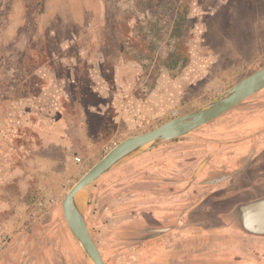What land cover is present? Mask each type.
<instances>
[{
  "label": "rangeland",
  "instance_id": "obj_1",
  "mask_svg": "<svg viewBox=\"0 0 264 264\" xmlns=\"http://www.w3.org/2000/svg\"><path fill=\"white\" fill-rule=\"evenodd\" d=\"M41 2H24L29 8L27 13L31 20L34 19L32 15ZM49 2L53 13L72 16L79 12V7L71 5L67 0ZM87 2L89 7H86V12L92 16L85 23L89 28L80 35L81 41L77 42L71 37L63 42L68 43L70 47L65 51L57 48L55 53L60 61L68 60L69 65L64 66L66 69L81 75L84 84L82 89H85L88 83L87 75L96 73L103 76L106 86L112 90V103L110 108L108 106L104 124L105 139L93 140L91 148L85 147L87 149L83 153L75 152L72 161L75 162L76 157H79L82 166H73L72 163L68 171L61 169L62 156L57 151L45 152V147L37 146L36 153L39 155L33 153V156L42 157L49 152L60 160L56 162L55 171L51 172L46 169L47 163L38 162L31 165L30 157L25 158L27 162L22 161L18 140L20 131L24 133L28 128L22 127L17 120L23 115L27 125L30 122L37 124L38 117L36 119V114L31 113L33 105L57 107L61 88L49 89V93L43 97L39 92L34 93L33 99H17L16 102H23V106L14 101L3 105L5 109H0V253L10 248L7 264H14L16 253L23 256L24 263L34 258V264H90L68 230L62 214V199L71 186L122 140L148 132L166 121L199 109L264 66V35H246L245 32L250 26H247L248 29H242L238 17L228 19L224 15L264 13V0ZM1 3L2 0L0 5ZM252 20L249 19L247 24H251ZM178 26L179 32L182 33L181 38H177L174 33ZM30 27L27 28L29 31L32 29ZM26 40H23L25 47ZM252 40L259 42L253 43ZM35 43L40 46L41 39L37 37ZM48 45L46 47H49ZM172 53H178L179 61L186 60L183 69L178 66L168 68L173 61L172 57L170 58ZM12 56L10 54L9 57ZM75 56L81 61L77 63ZM11 68L13 71L8 68L10 76H7V79L14 80L16 68L13 65ZM55 68L58 74L65 73L58 66ZM44 72L48 74L49 71H37L38 74ZM120 74H125L123 79L118 78ZM8 83L10 88L14 86L13 81ZM69 85L71 88L75 87L74 82ZM65 89L69 90V87L66 85ZM255 97L259 96H251L212 123H222L216 127L229 126V135L236 136L234 133L238 132L244 122L240 121L244 114L241 107ZM24 116L27 119H24ZM216 127L211 124L203 126L177 141L222 137V131ZM172 143L168 142V145ZM185 148L190 151L197 147L187 145ZM157 149L150 152L151 156L156 155L152 160H145L142 156L134 158L104 175L93 184L85 198L86 225L103 263L264 264V217L256 216L264 208V197L246 200L243 196L239 197V193L234 190L228 193V189L222 187H202L199 181L206 179L208 171L199 178L196 176L194 186L190 189L194 171L202 158L193 159L189 154L177 156L174 160H179L176 162L182 167L175 169L168 157L164 161L167 164L159 163L164 156L157 158ZM23 153L29 156L24 150ZM150 162L153 163L152 167H148ZM21 166L23 170V166L26 168L23 172L25 175L22 174L23 178ZM151 174L158 177L154 179ZM169 177L176 179V188L183 192L184 198L181 203L182 220L178 216V210L177 217L175 213L171 214V222H164L165 225H175L171 235L173 239L177 233V240L168 241L166 245L162 241L165 232L152 230L158 227L151 222V217L147 218V223H136L133 226V220L129 218L132 204L126 203L148 197V194H143L145 187H172L166 183ZM161 196L164 197L165 194ZM128 197L133 198L128 200ZM54 198L57 200L54 201ZM227 201H230L231 205L235 204L231 217L228 216L229 225L240 231V236H245L246 241L234 236L233 232L228 237L223 236L221 225L218 226L217 222L207 224L197 218L214 202L223 204ZM123 208L127 210L124 211ZM135 209L139 212L137 216L145 211L144 207H139L138 204ZM223 220L227 223L226 218ZM116 229L119 231L118 235L114 234ZM253 237H260L262 243L249 240ZM0 264L4 262L0 261Z\"/></svg>",
  "mask_w": 264,
  "mask_h": 264
},
{
  "label": "crops",
  "instance_id": "obj_2",
  "mask_svg": "<svg viewBox=\"0 0 264 264\" xmlns=\"http://www.w3.org/2000/svg\"><path fill=\"white\" fill-rule=\"evenodd\" d=\"M16 1L17 0H15V2ZM18 1L21 2V0ZM30 1L31 0H25V3L27 4V2ZM258 1L260 2L262 0H258ZM9 2L10 0H4V1L2 0V3L0 5V35L8 34L10 37H12L14 33L21 30L20 37L16 38L12 46L4 51V56L2 58L5 66L3 69V75L8 82L13 81V83L15 84L17 71L14 70L15 73L14 80L7 79L8 78L7 76H10V72H8V68L12 70L11 68L12 65L13 67H15L17 61V55L20 52L26 50L27 48L25 47V43L23 41L24 38L28 40V36L26 35L27 29L23 30V28L24 27L27 28L28 16L27 13L25 12H28L29 8L26 7V4H24V6H22L21 4L19 5V7L14 6L13 7L14 13H9V15L6 16L4 10L6 9ZM22 8L24 10L23 11L24 13H16L18 10L22 11ZM224 15L228 19L230 18L234 19V17H238L242 29L244 27L248 29L247 26H250L249 27L250 29L245 32L246 35L247 34L253 36L264 35V18H263L264 13H239V15H237L236 13H224ZM48 16L49 14L39 16L40 22L43 23L44 19H48ZM261 17L263 20L260 19ZM251 18L253 19L252 23L247 24L248 20ZM0 41L3 42V37L0 38ZM63 42L60 44V49L62 51H65L70 46L68 43H63ZM252 42L258 43L259 41L254 42V40H252ZM10 54H12L13 56L9 57ZM60 62L63 64V66L69 65L68 60H64L63 62L62 61ZM68 71L69 72L65 74L63 77H61V79H59L58 81L55 80V76L52 73L49 72L48 74H45V72L44 74H42L43 72L39 73L42 75H39L37 73V75H39L43 80L48 82L47 87L41 90L40 93L38 92L41 95V97H43V95L48 94L49 89L51 90L53 88L54 90V87L61 88V89L59 88L60 90L58 96L60 100L58 102V106L56 107L55 105H53V107L52 106L49 107L42 104L36 106L33 105V107L31 106L32 107L31 113L36 114L35 115L36 119L38 117L37 124L30 122L29 125H27L26 121L23 120V115H20V118H18L19 120H17L19 123H21L22 127L26 126V128H28V130H24V133L22 130L20 131V135H19L20 139L18 140L20 142L18 143L21 145L20 157L22 161H24L25 158L30 157L31 165L33 163L37 164L38 162H40L41 164L47 163L46 169L51 172L55 171L56 162L58 163L60 160L52 156L53 154H49V152H47L42 157L33 156V153L39 155L38 153H36L38 151L37 148L39 147V145H42L43 147L46 148L45 152L49 150H53V151L55 150L57 151V153L60 154V156H62L61 157L62 164L60 162V166L62 170L65 168L68 171L69 170L68 168L72 166L71 165L72 163L73 166H80L76 164L74 160L72 161L73 155L75 154V152L80 154L86 151L87 148H91L93 140L105 139L104 124H105L108 106L110 108L112 103V98L110 96L112 90L108 89V87L106 86L107 85L106 81L104 80L102 75L96 73L93 74L91 73L90 75H87L86 81H88V83L85 85L86 86L85 89H82L84 87V84H83V80H81V75L76 76L74 72H71L69 69ZM122 77L124 78V75L121 74L118 75L119 79L120 78L122 79ZM77 78L79 79V81L81 80V83L76 85L74 88H71L69 84L72 82H74L75 84L77 82ZM56 84L59 86H57ZM66 85L69 87V90L65 89ZM257 96L259 97H255L252 100L250 99L244 104V107H241V111L244 112V114L240 117L241 118L240 121L244 120V122L241 123L242 127L239 128L238 132L234 133V135L236 136L229 135L230 134L229 130H231L229 126L224 125V127H216L218 125H222V123H217V122L212 123L215 120H218L217 118L214 121L204 126L211 124L216 128H219V130L222 131L221 133L219 132L220 134L223 135L222 137L213 136V137L201 138V139L188 138V139H184L182 142L177 141V139L179 138L174 139L172 141L175 142L172 143L170 141V143H172L171 145H168L167 142L157 147L159 149L155 148L157 149L155 154L159 155L157 156V158L158 157L161 158L162 156H164L162 158L163 160L159 161V163H163L164 165L167 164L164 161H166L168 157L170 158L169 161L172 162L173 164L171 166L177 169L179 168V166L182 167V165H179V162H176L179 160H174L177 158V156L181 157L182 155L184 156V154H189L192 155V157H194L193 159L199 160L200 158H202L200 162L197 164L196 169L194 171V178L189 186L190 189L194 186L193 183L196 180V176L199 178L204 172L208 171L209 173L206 179L202 178L201 179L202 181H199L202 187L215 186V188L217 187L218 189L222 187V189H228V193L231 190H234L235 192L239 193V197L243 196L245 197L246 200H255L259 197H264V89L258 92ZM34 97H35L34 95L31 96L32 99ZM16 103L18 105L23 106V102L19 101ZM53 104H55V99ZM18 109L20 110V108ZM25 118L27 119L26 116H24V119ZM24 123L25 125H23ZM193 132L189 134H192ZM30 134L31 137H29L30 138L29 139L28 135ZM189 134L185 136H188ZM33 135L35 138L32 137ZM29 143H31L32 145H30ZM187 145L193 147L195 146L197 148L187 151L188 149L185 148V146ZM23 150L28 152L29 156H25ZM153 150L144 153L136 158L143 157L145 160H152L156 158V155L155 156L150 155L152 154L150 152H152ZM78 159L80 158L78 157ZM25 161L27 162L28 160ZM202 163H204V165L201 169H199V166ZM123 164L119 166H122ZM152 166L153 163L150 162V164H148V167H152ZM23 168L24 170H26L24 166ZM20 170L22 172L21 177L23 178L22 174L25 175V173H23L24 170L22 169V166L20 167ZM151 176L154 179L158 177L153 174H151ZM214 179H220V180L215 183L209 182ZM172 180H174V182H172ZM175 180L176 179L174 177H169V179H167L168 182L166 183L170 184L172 187H166V188L161 186H153V187L149 186L148 188L145 187L143 188L144 190L143 194H148V197L143 198L141 201H132V202L128 201L126 203V205L132 204L133 209L129 218L133 220L132 223L133 226L136 223H141V222L147 223L146 221L147 218L151 217V222L155 223L156 226L158 227V229H152V230H156L158 233L165 232L163 235L164 239H162V241L166 245L168 244L167 243L168 241L175 242V240H177V233L175 234V238L173 239L171 235H172V230L176 228L175 225L172 224L165 225L164 222L165 223L171 222V220L169 219L171 214L175 213V216L177 217V214L179 213L178 216L180 218L182 213L181 203L184 198V195L182 191L180 192L178 191L179 189L176 188L178 186V183ZM149 181L151 182V180ZM57 192H59V190H57ZM188 192L189 190L186 192V194ZM161 194H165V196L162 197ZM166 195L168 197H166ZM135 196L136 194L134 193L133 197ZM133 197H128V200H130V198ZM54 199H55L54 201L57 200V198ZM228 199H230V197H228ZM241 201L242 200H240V202ZM54 203L57 204V202ZM137 204L139 205V207L143 206L145 210L144 213L139 216H137L138 210L135 209V206ZM234 205H231L230 201H227V203H223V204H217L214 202L213 204H211V206H208L206 208V211H202L203 215H200L197 218H199V220L202 223L212 224L214 222H217L218 226L221 225V234L223 236L228 237V235L233 232L234 236L243 238V240L246 241L245 236L242 237L240 236L242 234L240 231H238L233 226L229 225L230 219L228 218V216L231 217V213ZM122 210L125 211L127 210V208H123ZM221 216L224 219L226 218L227 223L223 220V218H221ZM119 220L117 221V224L119 223ZM180 220H182V217L180 218ZM118 232L119 231H117L116 229L114 234L118 235ZM134 232L135 230L133 231V234ZM259 238L260 237H256V238L253 237L252 239L249 238L248 239L254 242L262 243V240ZM9 249L0 253V261L4 262V264H7L6 259L10 255ZM167 250L169 252H172L168 248ZM35 262L36 260L34 258H30V260L24 263L23 256L21 254L16 253L14 255V264H34Z\"/></svg>",
  "mask_w": 264,
  "mask_h": 264
},
{
  "label": "water",
  "instance_id": "obj_3",
  "mask_svg": "<svg viewBox=\"0 0 264 264\" xmlns=\"http://www.w3.org/2000/svg\"><path fill=\"white\" fill-rule=\"evenodd\" d=\"M263 89L264 66L241 79L199 109L166 121L148 132L122 140L71 186L62 199V214L68 230L90 264H104L98 248L89 234L85 220V198L93 184L119 165L214 121ZM203 165L204 163L199 166V169ZM220 179L209 182L215 183ZM256 216L264 217V209Z\"/></svg>",
  "mask_w": 264,
  "mask_h": 264
},
{
  "label": "trees",
  "instance_id": "obj_4",
  "mask_svg": "<svg viewBox=\"0 0 264 264\" xmlns=\"http://www.w3.org/2000/svg\"><path fill=\"white\" fill-rule=\"evenodd\" d=\"M41 1L42 2L37 8L35 14L32 15L34 18L33 20H31L29 14L25 12L29 18H27V28L28 26H31L32 29L29 31L27 28H23V30L27 29V48L17 56L15 68L18 74L16 77V83L12 88L9 87V83L3 75V69L5 66L2 58L4 56V51L12 46L16 38L20 37L21 30L14 33L12 37L8 34L0 35V38L3 37V42L0 41V91H2V94H0V109H5V106L3 105H5L6 102H16L17 99L29 98L33 96L34 93L41 92V90L47 87L48 82L37 75L38 70L45 69L51 72L54 74L56 81L61 79V77L64 76L63 74H67L69 71L63 66L60 59L56 57L55 50L57 48L60 50V44L71 37H74L77 42L81 41L80 35L84 34L89 28L85 23L92 15L86 12V7H89V2H87V0H67L71 5L79 7V12L72 16L64 15L59 12L53 13L51 11L52 6L50 5L51 3L49 0ZM24 2L25 0H21V2L18 0L16 2L15 0H10L4 13L6 16L9 15V13H14L13 7H19L21 4L24 6ZM23 11L22 8V11L18 10L16 13H24ZM98 12L100 14V8H98ZM46 14H49L48 19H44L43 23H41L39 16ZM99 14L98 16H100ZM76 26H78L77 29ZM179 29V26L174 29L177 38L182 37V33L179 32ZM37 37L41 39L40 46L35 43ZM46 45L49 47H46ZM171 57L173 61L168 68L172 69L178 66L179 69H183L186 66L185 59L179 61L178 53H172L170 55V58ZM74 59H76V62L81 61L78 56H75ZM57 66L64 70L65 73L58 74L55 68ZM74 74L79 76L76 73ZM80 83L81 80L79 81L77 78V82L74 86Z\"/></svg>",
  "mask_w": 264,
  "mask_h": 264
},
{
  "label": "built area",
  "instance_id": "obj_5",
  "mask_svg": "<svg viewBox=\"0 0 264 264\" xmlns=\"http://www.w3.org/2000/svg\"><path fill=\"white\" fill-rule=\"evenodd\" d=\"M75 162H76V164L80 165V167L82 166V163H81L80 159L76 158V159H75ZM40 205H41V204H40Z\"/></svg>",
  "mask_w": 264,
  "mask_h": 264
}]
</instances>
